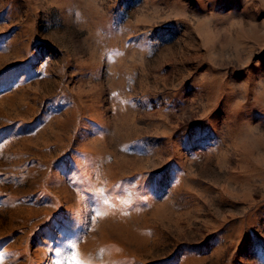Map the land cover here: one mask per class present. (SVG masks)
<instances>
[{
	"label": "rangeland",
	"instance_id": "1",
	"mask_svg": "<svg viewBox=\"0 0 264 264\" xmlns=\"http://www.w3.org/2000/svg\"><path fill=\"white\" fill-rule=\"evenodd\" d=\"M73 256L264 264V0H0V264Z\"/></svg>",
	"mask_w": 264,
	"mask_h": 264
},
{
	"label": "snow or ice",
	"instance_id": "2",
	"mask_svg": "<svg viewBox=\"0 0 264 264\" xmlns=\"http://www.w3.org/2000/svg\"><path fill=\"white\" fill-rule=\"evenodd\" d=\"M161 181L157 180L156 177H152L151 180H148V187H151L154 183L158 184ZM58 233H65L66 238L68 239H72V236L70 235L71 233V225L67 224L65 221L63 220H58L55 222V224L53 225ZM83 237H79V239H82ZM73 261L75 262V264H86L85 261L83 260H79L76 256L72 257Z\"/></svg>",
	"mask_w": 264,
	"mask_h": 264
}]
</instances>
